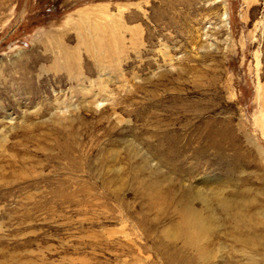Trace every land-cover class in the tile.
<instances>
[{"label":"rangeland","instance_id":"obj_1","mask_svg":"<svg viewBox=\"0 0 264 264\" xmlns=\"http://www.w3.org/2000/svg\"><path fill=\"white\" fill-rule=\"evenodd\" d=\"M0 264H264V0H0Z\"/></svg>","mask_w":264,"mask_h":264},{"label":"bare ground","instance_id":"obj_2","mask_svg":"<svg viewBox=\"0 0 264 264\" xmlns=\"http://www.w3.org/2000/svg\"><path fill=\"white\" fill-rule=\"evenodd\" d=\"M120 15H121V14H120ZM121 17H122V16H121ZM117 23H118V22H117ZM122 28H123V27H122ZM124 28H125V27H124ZM123 30H124V29H123ZM118 35H121V34H118ZM118 35H117V36H118ZM122 35H124V34H122ZM115 36H116V35H115ZM115 36H114V37H115ZM118 37H119V36H118ZM109 38H110V37H109ZM115 38H116V37H115ZM122 38H123V37H122ZM122 38H121V39H122ZM117 41H118V40H117ZM118 42H119V41H118ZM120 43H121V42H120Z\"/></svg>","mask_w":264,"mask_h":264}]
</instances>
